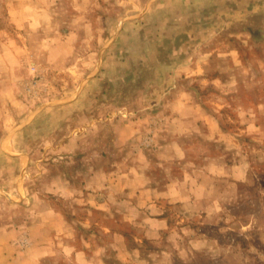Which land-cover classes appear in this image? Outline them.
Listing matches in <instances>:
<instances>
[{
	"label": "clouds",
	"instance_id": "1",
	"mask_svg": "<svg viewBox=\"0 0 264 264\" xmlns=\"http://www.w3.org/2000/svg\"><path fill=\"white\" fill-rule=\"evenodd\" d=\"M0 264H264V0H0Z\"/></svg>",
	"mask_w": 264,
	"mask_h": 264
}]
</instances>
